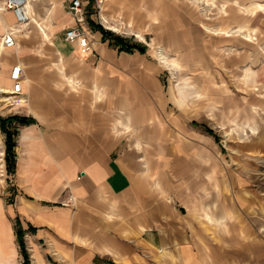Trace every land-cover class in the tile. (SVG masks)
<instances>
[{
	"label": "crops",
	"instance_id": "obj_1",
	"mask_svg": "<svg viewBox=\"0 0 264 264\" xmlns=\"http://www.w3.org/2000/svg\"><path fill=\"white\" fill-rule=\"evenodd\" d=\"M27 5L26 24L0 14V37L7 27L16 41L0 43L1 89L11 92L12 67L22 68L20 102L0 111L34 120L18 128L13 175L0 132V264H23L16 218L29 264H252L246 215L257 195L245 177L247 160L264 156L255 106L264 95L206 98L200 88L177 98L146 45L119 51L91 29L87 53L64 39L74 20L63 0ZM103 16L108 30L152 35L165 49L184 24L171 0H107ZM249 106L256 115L239 112ZM209 123L228 134L229 150Z\"/></svg>",
	"mask_w": 264,
	"mask_h": 264
},
{
	"label": "rangeland",
	"instance_id": "obj_2",
	"mask_svg": "<svg viewBox=\"0 0 264 264\" xmlns=\"http://www.w3.org/2000/svg\"><path fill=\"white\" fill-rule=\"evenodd\" d=\"M171 1L183 15L184 24L172 26L173 35L177 40L174 39V45L170 49H165L162 41L156 45L151 41L152 35H146L141 39L126 31L119 33L113 28L115 32L109 31L131 43H138L144 47L146 45L150 53L153 50V54L157 55L152 56V59L163 66L160 79L165 88H172L177 98L182 97L181 91H185L189 98H194L197 91L204 88L202 91L207 93L206 98L234 96L236 100H241V97L246 95L251 98L258 97L260 99L253 100L260 101V96L264 95V0ZM101 18L108 27L103 13ZM86 19H90V14L86 15ZM107 27L104 28L108 30L110 27ZM5 28L7 33V27ZM186 32L198 38V41L186 40ZM201 48L204 52L196 56L194 52ZM191 54L195 56H190ZM251 77L261 82L252 84ZM8 95V93L0 94V106L1 103L3 105L7 102L12 103L11 99H6ZM204 101L206 102V99ZM189 105L192 107L191 104ZM255 106L258 107L257 116L264 114L261 112V107L264 106ZM247 108H250L248 112L243 110L239 112H243L246 116L256 115L250 106ZM0 112V117L6 118L3 117L7 116L6 109ZM209 125L219 134L217 142L220 143L217 145L226 151L229 150L228 134L220 126L215 127L212 123ZM17 137L18 135L16 140ZM225 155L220 156L221 163L225 160ZM230 160L231 158L227 163H230ZM247 162L252 165V169L247 172L245 178L257 195L252 196V209L246 215L252 228L250 239L252 249L249 255L252 264H264V247H262L264 246V156L252 158Z\"/></svg>",
	"mask_w": 264,
	"mask_h": 264
},
{
	"label": "built area",
	"instance_id": "obj_3",
	"mask_svg": "<svg viewBox=\"0 0 264 264\" xmlns=\"http://www.w3.org/2000/svg\"><path fill=\"white\" fill-rule=\"evenodd\" d=\"M32 1L37 0H0V14L4 12H13L18 22L26 23L28 21L26 6ZM106 1L107 0H63V7L66 13L74 20V25L65 30L64 39L67 42H76L85 52L92 53L91 28L89 26V20L86 19V15L90 14V18H94L92 21L103 27L104 22L102 21L101 15ZM1 42L4 48H14L16 45L14 33L10 30L7 31V33L2 36ZM10 80L12 82V88L9 97H11L12 103H18L20 102L19 96L22 92V68L19 64L12 67Z\"/></svg>",
	"mask_w": 264,
	"mask_h": 264
},
{
	"label": "trees",
	"instance_id": "obj_4",
	"mask_svg": "<svg viewBox=\"0 0 264 264\" xmlns=\"http://www.w3.org/2000/svg\"><path fill=\"white\" fill-rule=\"evenodd\" d=\"M89 26L92 30L100 31L103 35V40H109L110 44L117 47L119 51L137 50L140 53H145L146 48L138 43H131L129 40L124 39L120 36L114 35L111 31L105 30L100 24L89 20ZM34 123V120L29 118L20 117L17 115H12L6 118L0 117V132L4 135V145H5V165L7 175H13L16 166V156H15V146H16V136L18 135L19 126H27ZM205 131L214 135L213 131L205 128ZM216 141H218L217 136H215ZM14 231L16 240L19 246L20 254L23 258V264H29V254L25 245L24 236L25 231L23 230L19 218L15 219ZM29 232H35L33 227H29Z\"/></svg>",
	"mask_w": 264,
	"mask_h": 264
},
{
	"label": "bare ground",
	"instance_id": "obj_5",
	"mask_svg": "<svg viewBox=\"0 0 264 264\" xmlns=\"http://www.w3.org/2000/svg\"><path fill=\"white\" fill-rule=\"evenodd\" d=\"M28 4H29V3H28ZM27 7L29 8V5H27ZM29 13H30V12H29V10H28V12H27L28 20L30 19V18H29V17H30V14H29ZM21 24H26V23H21ZM5 33H6V32H5ZM5 33H4V34H5ZM0 39H1V37H0ZM0 43H1V46H2V42H0ZM2 47H3V46H2ZM0 50L2 51V48H0ZM1 93H8V94H11V92H10V91L8 92L7 89H1V87H0V94H1ZM8 96H9V95H8ZM10 98H11V97H7L6 99H7V100H10Z\"/></svg>",
	"mask_w": 264,
	"mask_h": 264
}]
</instances>
